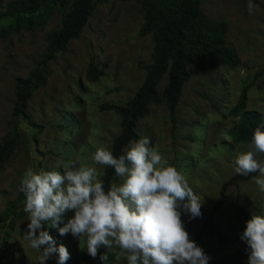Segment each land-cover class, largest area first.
Returning a JSON list of instances; mask_svg holds the SVG:
<instances>
[{
    "label": "rangeland",
    "instance_id": "rangeland-1",
    "mask_svg": "<svg viewBox=\"0 0 264 264\" xmlns=\"http://www.w3.org/2000/svg\"><path fill=\"white\" fill-rule=\"evenodd\" d=\"M9 1L0 0V5ZM163 1L175 8L181 0ZM252 2L258 7L250 14L248 0H199L200 25H226L225 41L236 53L238 64L210 71L198 68L194 59L175 124L164 103L151 104L149 113L137 124L140 138L148 137L150 146L181 171L202 198L200 217L181 216L193 241L217 203L222 184L236 175L232 159L248 150V143H234L227 134L235 121L229 111L244 87H248L247 109L264 117V0ZM70 4L57 7L43 25L32 31L23 29L0 37V139L9 130L16 78L25 79L36 68L45 78V84L28 101L27 114L34 125L21 122L22 138L0 171V215H9L0 223V242L7 238L14 253L13 264H37L38 253L27 246L22 235L27 221L25 197L18 186L25 171L57 170L63 174L61 165L79 158L82 164L97 167L102 176L104 167L92 165L90 156L99 147L111 150L120 130V117L100 111L99 106L105 102L126 104L144 79L143 65L151 61L153 39L151 34L140 33L144 23L140 0H94L93 15L79 37L70 41L65 52L39 65L49 34L60 27ZM11 21H0V27ZM90 60L101 71L94 82L85 77ZM165 83L163 78L158 92ZM113 182L121 181L116 177ZM262 203L264 193L258 191L253 179L227 189L223 205L213 216L215 227L225 239L203 233L197 244L210 258L208 264H247V245L240 234L251 215H264ZM13 214L17 217L12 227L8 224ZM72 215L69 211L59 226ZM62 238L71 264H94V258L81 250L84 245L76 237L68 233ZM107 251L113 255L112 264H127L116 259L118 249ZM56 263L54 256L46 262Z\"/></svg>",
    "mask_w": 264,
    "mask_h": 264
},
{
    "label": "clouds",
    "instance_id": "clouds-1",
    "mask_svg": "<svg viewBox=\"0 0 264 264\" xmlns=\"http://www.w3.org/2000/svg\"><path fill=\"white\" fill-rule=\"evenodd\" d=\"M257 5L248 0L251 14ZM247 151L232 159V168L240 176H253L258 191L264 193V130L254 129ZM92 165L112 168L120 183L104 188L95 166L69 159L57 170L39 172L28 169L18 191L25 197L27 246L38 253L37 264H46L57 256L65 264L70 254L56 246L45 223L60 235L71 233L87 255L96 258L101 248L118 249L117 260L127 264H208L209 257L185 230L182 213L189 219L200 217L202 198L190 187L188 179L142 136L129 142L123 154L114 156L105 147L90 156ZM264 207V203H262ZM73 215L59 227L65 212ZM240 239L247 245V264H264V215H251ZM108 254L99 259L106 264Z\"/></svg>",
    "mask_w": 264,
    "mask_h": 264
},
{
    "label": "trees",
    "instance_id": "trees-1",
    "mask_svg": "<svg viewBox=\"0 0 264 264\" xmlns=\"http://www.w3.org/2000/svg\"><path fill=\"white\" fill-rule=\"evenodd\" d=\"M69 2H71L70 10L63 16L60 27L51 32L47 38L46 51L39 61V65L46 64L57 54L65 52L71 40L79 37L93 15L94 0L9 1L4 6L0 5V21L12 20L0 27V37L4 39L8 34L19 33L23 29L32 31L36 26L43 25L57 7L64 8ZM140 7L144 16L140 33L151 34L153 39L151 61L143 65L144 79L126 104L105 102L99 106L100 111L113 112L120 117L119 133L111 143V151L117 157L123 154L130 141L140 138L137 124L149 113L151 104L164 103L171 122L175 124L177 107L183 87L189 81V66L194 59L198 68L210 71L221 66L234 67L238 64L236 53L225 41L226 25L221 24L218 27L200 25L199 0H181L175 8L161 0H140ZM100 74L101 71L94 61L90 60L86 79L94 82ZM163 78L166 79V83L162 91L158 92V84ZM43 84H45V78L39 68L31 72L27 78L15 80V102L8 122L9 130L0 139V171L4 169L22 138L21 122H26L30 126L34 125L27 114L28 101L35 90ZM247 90L248 87L241 90L235 105L229 111V115L235 118V121L227 134L234 143H249L255 128L260 127L264 130L263 115L246 107ZM255 175L257 173L250 174L248 177L236 174L222 184L217 203L211 208L208 217L196 233L194 240L196 244H199L203 233L215 235L220 241L225 239L215 227L213 216L223 205L226 191L230 186L247 182ZM116 177L114 169L104 168L101 179L104 181L106 191ZM68 213L69 211L65 212L62 218ZM16 217L17 215L13 214L9 220V226H12ZM8 219L9 215H0V223ZM42 230L49 233L56 246L63 245L67 249L63 235L59 234L57 228L49 227L45 223ZM104 252H107L109 257L106 264H112L113 255L104 248H101L97 257L94 258V264H104L99 259V255ZM54 257L57 262V256L54 255ZM13 261L14 253L9 248L7 238H3L0 242V264H13ZM65 264H71V258Z\"/></svg>",
    "mask_w": 264,
    "mask_h": 264
}]
</instances>
